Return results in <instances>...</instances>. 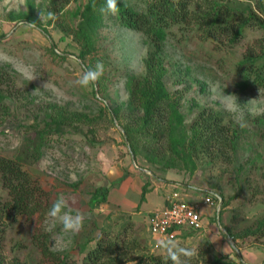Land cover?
<instances>
[{
  "label": "rangeland",
  "instance_id": "obj_1",
  "mask_svg": "<svg viewBox=\"0 0 264 264\" xmlns=\"http://www.w3.org/2000/svg\"><path fill=\"white\" fill-rule=\"evenodd\" d=\"M87 2L0 0V67L11 76L0 81L5 96L0 108V155L18 156L27 137L35 133L32 124L42 122L51 104L89 117L67 126L60 135L48 134L39 159H22L42 188L33 214H15L6 208L9 192L0 173V263L82 264L100 236L111 232L138 243L130 258L147 254L167 258L162 244L171 239L195 251L189 264H205L214 256L237 264H264V236L231 242L227 231L229 227L242 234L264 219V86L242 89L237 84L242 80L237 65L258 39H264V28L247 27L244 39L235 46L205 40L195 31L170 33L162 55L165 80L172 92L182 96L187 129L198 119L199 106H207L223 111L225 121H232L241 134L232 161L202 150L196 166L172 168L159 161L160 154L170 157L171 153L151 152L146 141L135 156L125 128L134 116L126 105L127 80L146 73L151 47L142 33L122 25L116 14L103 13L93 34L92 52L80 58L83 43L75 26ZM245 2L254 6L249 0H236V5ZM30 3L35 23L13 19L20 11H30ZM98 61L103 62V75L87 87L80 86L78 79ZM121 105L127 116L118 119L114 110ZM160 145L153 141V146ZM146 183L150 193L144 204L141 194ZM99 188L108 195L92 204ZM177 188L202 203L204 228H184L167 238L152 234L149 221L154 211L150 210L163 208L167 194ZM60 195L73 215L84 216L77 233L63 231L58 222L50 227L48 212ZM207 197L213 205L203 202Z\"/></svg>",
  "mask_w": 264,
  "mask_h": 264
},
{
  "label": "trees",
  "instance_id": "obj_2",
  "mask_svg": "<svg viewBox=\"0 0 264 264\" xmlns=\"http://www.w3.org/2000/svg\"><path fill=\"white\" fill-rule=\"evenodd\" d=\"M249 1L254 6L249 2H245L244 6L236 5V0H120L116 15L121 24L142 33L145 43L151 47L145 59L146 73L141 76L130 75L127 80L129 100L126 105L127 110L134 112V116L125 128L135 156L140 153V143L146 141L151 152L156 150L171 153L170 157L160 154L159 161H165L163 164L172 168L190 163L196 166L195 158L202 150L209 154L218 153L228 161L236 157L241 134L232 121H225L223 111L199 106L198 119L192 124L191 130L187 129L186 116L181 110L182 96L168 88L165 80L167 67L162 55L166 40L176 29L186 34L195 31L205 40L212 38L230 46L239 44L245 37L247 27L264 28V0ZM105 5L106 0H88L81 11L75 30L83 43L80 53L82 59L94 48L93 34L102 23L103 13L100 9ZM29 8L28 12L14 14L13 19L35 23L37 18L33 4L30 3ZM252 46L237 65L242 79L237 84L242 89L250 85L264 86V39H258ZM9 78V72L0 67V81ZM4 97L0 90V108ZM193 105L199 104L194 102ZM124 110V105L119 106L114 110L115 116L118 119L125 118L127 115ZM45 112V118L40 124L38 121L32 124L31 128L35 133L27 137L18 156L13 158L0 155L1 179L9 192L5 206L15 214H33L36 211L32 206L35 205L37 192L42 189L24 168L22 159H39L48 134L60 135L67 126L89 118L87 114L68 113L66 108L57 104H51ZM157 140L161 145L153 146V141ZM150 159L154 161L153 157ZM148 187L149 184L146 183L142 189V201L146 200ZM107 195V191L99 188L92 195L91 203L100 202L101 197L105 198ZM227 231L233 240L259 233L264 236V219L258 227L247 229L242 234L229 227ZM138 248L135 240L121 235L115 237L111 232H106L100 236L97 246L88 252L82 264H172L168 256L166 258L155 254L130 258L129 253ZM210 259L203 262L237 264L224 256ZM67 263L64 260L63 264Z\"/></svg>",
  "mask_w": 264,
  "mask_h": 264
},
{
  "label": "clouds",
  "instance_id": "obj_3",
  "mask_svg": "<svg viewBox=\"0 0 264 264\" xmlns=\"http://www.w3.org/2000/svg\"><path fill=\"white\" fill-rule=\"evenodd\" d=\"M119 4L120 0H106L105 7L101 8L100 11L115 15L119 11ZM103 72V62L98 61L94 68H89L85 71L77 83L80 86L87 87L89 84L95 83L103 75ZM48 217L50 218V227H55L58 222L65 232L77 233L82 229L84 223V216L81 213L73 215L72 209L68 206L63 195L58 196L52 204ZM162 247L166 249L172 264H189L190 259L195 255L193 249L181 247L171 239L163 242ZM52 250L55 251L57 249L54 247ZM181 257H184V259H181Z\"/></svg>",
  "mask_w": 264,
  "mask_h": 264
},
{
  "label": "built area",
  "instance_id": "obj_4",
  "mask_svg": "<svg viewBox=\"0 0 264 264\" xmlns=\"http://www.w3.org/2000/svg\"><path fill=\"white\" fill-rule=\"evenodd\" d=\"M179 189L167 196L166 204L162 209L153 212L149 221L152 234L167 238L184 228L194 230L204 228L202 203L184 198V193ZM203 202L212 205L214 203L211 197H207Z\"/></svg>",
  "mask_w": 264,
  "mask_h": 264
},
{
  "label": "crops",
  "instance_id": "obj_5",
  "mask_svg": "<svg viewBox=\"0 0 264 264\" xmlns=\"http://www.w3.org/2000/svg\"><path fill=\"white\" fill-rule=\"evenodd\" d=\"M174 191V190H173ZM172 192V191H171ZM150 192H148V194H149ZM170 193H168L167 194V196L169 195ZM167 196L165 197V204H166V198H167ZM191 196H193L192 194H190V193H184L183 194V197L184 198H186V199H188V200H192V199H190L191 198ZM149 199V196L146 194V200L145 201H143L144 202V204H147V200ZM165 206V205H164ZM158 209H162V208H155V209H153V210H150V211H155V210H158Z\"/></svg>",
  "mask_w": 264,
  "mask_h": 264
},
{
  "label": "water",
  "instance_id": "obj_6",
  "mask_svg": "<svg viewBox=\"0 0 264 264\" xmlns=\"http://www.w3.org/2000/svg\"><path fill=\"white\" fill-rule=\"evenodd\" d=\"M230 241L233 242V238L230 236Z\"/></svg>",
  "mask_w": 264,
  "mask_h": 264
}]
</instances>
